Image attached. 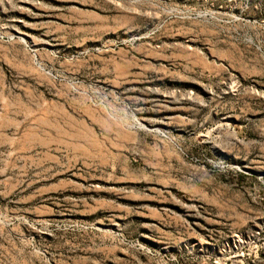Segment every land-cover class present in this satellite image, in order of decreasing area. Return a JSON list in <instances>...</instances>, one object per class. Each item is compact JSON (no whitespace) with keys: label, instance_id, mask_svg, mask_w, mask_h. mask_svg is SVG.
<instances>
[{"label":"rangeland","instance_id":"1","mask_svg":"<svg viewBox=\"0 0 264 264\" xmlns=\"http://www.w3.org/2000/svg\"><path fill=\"white\" fill-rule=\"evenodd\" d=\"M0 264H264V0H0Z\"/></svg>","mask_w":264,"mask_h":264}]
</instances>
